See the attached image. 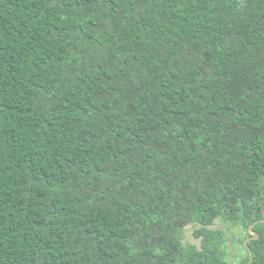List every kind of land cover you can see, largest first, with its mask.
Here are the masks:
<instances>
[{
    "label": "trees",
    "instance_id": "trees-1",
    "mask_svg": "<svg viewBox=\"0 0 264 264\" xmlns=\"http://www.w3.org/2000/svg\"><path fill=\"white\" fill-rule=\"evenodd\" d=\"M218 220L264 264V0H0V264H230Z\"/></svg>",
    "mask_w": 264,
    "mask_h": 264
},
{
    "label": "rangeland",
    "instance_id": "rangeland-1",
    "mask_svg": "<svg viewBox=\"0 0 264 264\" xmlns=\"http://www.w3.org/2000/svg\"><path fill=\"white\" fill-rule=\"evenodd\" d=\"M199 228V225H193L187 228L184 236L185 245L194 244L201 247V240L196 239L194 235L195 231ZM211 228L226 233V253L230 264H241V258L247 255L244 249V244L246 243V240L250 238V233L243 227H234L233 225L224 223L221 220H218L215 226ZM251 234L253 235V233Z\"/></svg>",
    "mask_w": 264,
    "mask_h": 264
},
{
    "label": "water",
    "instance_id": "water-1",
    "mask_svg": "<svg viewBox=\"0 0 264 264\" xmlns=\"http://www.w3.org/2000/svg\"><path fill=\"white\" fill-rule=\"evenodd\" d=\"M253 229H254V226L251 228V232L256 236L255 239H258V238H259V235H258L257 233H255V232L253 231ZM248 242H249V241H246V244H247V245H248Z\"/></svg>",
    "mask_w": 264,
    "mask_h": 264
}]
</instances>
